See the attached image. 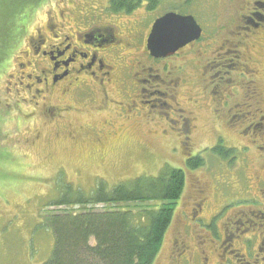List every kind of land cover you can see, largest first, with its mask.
I'll use <instances>...</instances> for the list:
<instances>
[{"label":"rangeland","instance_id":"1","mask_svg":"<svg viewBox=\"0 0 264 264\" xmlns=\"http://www.w3.org/2000/svg\"><path fill=\"white\" fill-rule=\"evenodd\" d=\"M56 1H50L35 14L25 39L8 53L0 74V264H44L50 259L56 243L54 233L45 226L46 216L65 210L110 209L105 205L52 207L60 197L73 195L69 189L89 195L99 182L113 189L141 176L158 177L163 170L172 168L186 172L187 184L183 197L174 204L175 218L156 264H255L256 258L261 259L258 264H264V252H259L263 245L260 241L258 246L259 241L252 240L254 232L249 228V224L257 222L252 213L258 214L256 209L264 205V33L257 35L260 45L252 39L255 48L248 52L252 66H256L253 68L261 71L263 98L254 99L251 97L257 84L254 85L256 80L252 74L247 72L245 77H240L222 66V62L232 65L237 55L225 43L229 36L223 27L240 15L236 13L239 7L234 0H162L155 11L141 10L142 18L151 22L165 9L192 15L205 30L199 44L189 47L177 59L161 64L168 66L169 71L179 64L185 66L186 81H181L179 89L182 107L198 117L197 129L189 139L183 140L178 136L180 126L175 123L172 125L175 129L168 127L170 133L163 137L161 129L165 123L161 120L148 126L124 122L116 115L113 128L105 129L104 144H94L90 135L71 140L65 134L60 124L68 123L69 118L52 119L51 125L45 118L40 123L33 122L31 116L24 115L30 107H25L23 114L15 111L10 115L7 106L11 98L7 81L16 73L18 58L27 50V37L36 32L38 25L44 24L46 11L54 9ZM95 1L99 6H109L108 0ZM251 43L248 41V45ZM219 51L222 56L218 61L214 54ZM216 84L222 86L218 93L224 96L221 104L219 96L213 94ZM191 98L197 103L190 101ZM229 110L230 117H227ZM153 111L158 118L166 119L169 114V120L178 121L171 109ZM72 121L102 125L101 116L96 112L76 115ZM260 123L262 133L255 130V125ZM37 131L41 133L40 140L36 138ZM175 133L179 140L172 138ZM219 143L225 149L236 150V160L213 153L211 149ZM182 148L191 150L192 157L200 155L205 166L189 171L183 164L186 162ZM257 148H263L262 153H256ZM199 206L201 210L195 217ZM120 208L137 214L159 209L161 204L130 203ZM231 233L241 235V241L230 245ZM241 242L244 247L240 246ZM245 250L252 254L248 255Z\"/></svg>","mask_w":264,"mask_h":264},{"label":"flooded vegetation","instance_id":"2","mask_svg":"<svg viewBox=\"0 0 264 264\" xmlns=\"http://www.w3.org/2000/svg\"><path fill=\"white\" fill-rule=\"evenodd\" d=\"M234 1L239 7L236 13L240 15L223 27L228 38L233 37L231 40L227 38L225 43H229L237 55L231 61L232 65L222 62V66L240 77H245L247 72L252 74L256 80L253 83L257 85L254 86V96L251 98H263L261 71L253 68L251 53L248 56V52L255 48L252 39H256L260 45L257 35L264 33V0ZM108 2L109 6H99L95 0H57L55 8L46 11V21L43 25H38L34 34L28 35L27 50L18 58L20 61L16 63V73L10 75L7 81L6 89L11 95L7 105L10 107V115L15 111L23 114L24 108L30 107L31 110L24 115L31 116L33 122L40 123L48 119L47 124L51 125L55 118H69L68 123L60 124L65 134L71 140L90 135L94 144H104L105 129L113 128V116L116 115L121 116L124 122L134 121L148 126H154L161 120L165 123V127L161 129L163 137L170 133L168 127L171 128L175 123L180 126L179 138L187 134L193 135L197 129L195 121L198 117L182 107L183 100L179 91L181 81H186L185 66L179 64L169 71L168 66L161 64L168 59H177L182 52L196 46L200 41L189 44L168 58L156 59L148 49L147 40L151 30L158 18L176 11L165 9L151 22L142 18L141 11H151L148 9V0H143L142 4L135 5L132 9L125 6L112 9L110 0ZM202 30L205 33L203 28ZM27 33L28 30L25 36ZM248 41L252 43L248 45ZM210 50L211 47L209 52ZM211 54L210 52V56ZM214 55L219 61L222 53L219 51ZM213 63L218 65L217 62ZM213 89V94L219 96L221 104L224 96L221 97L218 93L222 86L216 84ZM190 101L197 103L192 98ZM158 107L171 109L178 121L173 118L169 120V114H166L169 122L165 118H158L153 111L159 109ZM94 112L101 116L102 125L93 126L87 122L76 124V121H72L76 115ZM230 112L229 110L227 117H230ZM93 118L98 119L97 116ZM18 120L23 122L20 117ZM262 127V123L258 124L255 127L256 132L262 133ZM40 134L37 131L38 140ZM172 138H177V134ZM263 206L260 210L256 209L258 214L252 213L257 222L249 224L252 233L254 232L252 240H258V246L260 241L263 245L259 250L261 253L264 252ZM200 210L199 206L193 216L196 217ZM240 241L241 235L231 233L230 245ZM240 246H243L242 242ZM246 252L248 255L252 254ZM260 261L261 259L256 258L255 264Z\"/></svg>","mask_w":264,"mask_h":264},{"label":"trees","instance_id":"3","mask_svg":"<svg viewBox=\"0 0 264 264\" xmlns=\"http://www.w3.org/2000/svg\"><path fill=\"white\" fill-rule=\"evenodd\" d=\"M49 1L51 0H0V74L8 53L20 46L35 14L46 7ZM142 1L110 0V6L112 9L123 6L132 9L135 5L142 4ZM148 2V9L155 11L162 0ZM182 137L186 140L191 135ZM211 150L224 159H235L236 150L225 149L220 143ZM261 150L257 148L256 153H262ZM181 151L186 162L183 164L189 171L205 166L200 155L192 157L191 150L182 148ZM186 184V172L172 168L163 170L158 177L141 176L113 189L99 182L97 189L89 195L79 190L72 192L68 188V192L75 198L60 197L52 207L71 209L76 206L105 205L110 209L82 212L65 210L46 216L45 226L54 233L56 244L52 256L44 264H156L165 235L172 228L175 218L174 204L183 197ZM152 201L160 203L161 208L137 214L120 208L130 203Z\"/></svg>","mask_w":264,"mask_h":264},{"label":"water","instance_id":"4","mask_svg":"<svg viewBox=\"0 0 264 264\" xmlns=\"http://www.w3.org/2000/svg\"><path fill=\"white\" fill-rule=\"evenodd\" d=\"M203 30L192 16L167 13L156 20L148 38L150 54L168 58L191 43L198 42Z\"/></svg>","mask_w":264,"mask_h":264},{"label":"bare ground","instance_id":"5","mask_svg":"<svg viewBox=\"0 0 264 264\" xmlns=\"http://www.w3.org/2000/svg\"><path fill=\"white\" fill-rule=\"evenodd\" d=\"M149 46H150V43H149V41H148V49H149V51H150V48H149Z\"/></svg>","mask_w":264,"mask_h":264}]
</instances>
